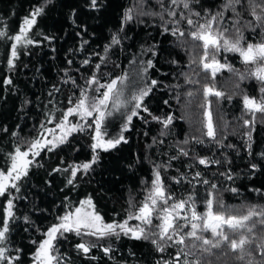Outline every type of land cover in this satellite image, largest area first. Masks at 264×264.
Masks as SVG:
<instances>
[{"label":"trees","instance_id":"16d2710c","mask_svg":"<svg viewBox=\"0 0 264 264\" xmlns=\"http://www.w3.org/2000/svg\"><path fill=\"white\" fill-rule=\"evenodd\" d=\"M102 3L104 7L97 12L88 10L85 0H48L47 3L46 0H0V31H5L7 36L18 31L23 18L35 6L46 5V11L37 18V23L30 33V37L39 43L19 49V58L14 69L10 70L7 64L11 40L0 38V168L6 167L7 154L13 150L15 144L21 143V140L30 141L38 135L42 122H46L54 109L58 122L63 110L69 106L68 98L73 96V93L79 95L78 88H74L71 83H63L68 79L65 70L78 84L83 85L91 70L88 66H82V61L91 56L92 67L99 62L95 53L104 55V46L110 43L112 33L120 28L125 9L135 8L137 0H102ZM152 3L155 4V0H152ZM221 3L222 0H201L203 8L212 10H216ZM73 9L77 13L75 17L71 16ZM72 19L76 20V24L72 23ZM144 19L143 24L130 22L125 26L121 36L127 38L122 39L120 45L110 50L107 63L101 71L121 75L127 70L130 78L134 80L135 70L129 62L134 55L140 53L141 46L155 45V51L158 53L154 58L156 66L149 70V76L160 81V86L152 93L148 104L155 115L172 114L173 123L166 130L167 135L162 137L160 124L154 121L145 123L134 118L131 131L125 133L128 143H122L107 152L101 150L100 160L94 169L86 175L79 174L74 187L66 186L67 175L64 172L52 170L58 166L63 169L69 164L89 160L90 135L76 133L74 138H70L71 144L62 145L51 153H43L38 158L40 166L30 169L28 178L21 184L20 192L14 193L20 197L15 202L19 219L10 239L12 247L24 250L22 264L31 263L30 254L34 251L31 241L43 238L36 229L45 231L56 222L58 215L65 212V197L68 198L67 202L77 206L80 200L90 195L106 222L123 221L131 210L130 203L138 207L143 201L146 186L151 185L154 164H171L166 171L162 170L165 184L176 199L196 191L199 197L197 210L200 212L204 211L205 186L200 185L193 189L186 180L177 184L172 177L184 174L190 179L196 171H201L205 178L219 183L220 195L225 204L237 208L248 203L264 204L260 193L250 191L259 188L264 193V159L259 155L264 152V118L257 114L253 128H245L242 119H251L250 114L244 113L242 95L247 93L259 97V82L247 79L240 82V89L237 90L235 84L238 79L233 73L224 70L218 74L215 83L219 90L229 95L237 92L231 101H217L212 98V111L219 138L225 145H234L233 148H221L202 135L203 117L199 105L203 103V95L202 91H198L200 86L192 87L191 90L197 91V95L191 98L190 104L184 96V93L190 90L189 86H183L179 92L171 87L177 83L184 85V78L179 75L181 72L198 70L197 65L190 64V61L198 60L202 51L190 41L185 43L171 33L162 34L158 19L155 22L153 18ZM78 25L86 26L87 32L83 33L82 27ZM183 27L187 28V25L183 24ZM78 32H82V35L78 36ZM245 35L252 38L248 32ZM45 36L54 39L45 40ZM82 41H88L83 50ZM225 56L236 69L241 72L245 70L238 54L221 53L222 62ZM69 60L72 64L68 63ZM172 60L178 63L172 64ZM5 77H10L13 83L4 85ZM199 79L201 85L209 82L204 76ZM56 88L60 91L57 92ZM177 95L180 96L179 101ZM25 100L30 102L24 104ZM165 100L169 101L168 105L164 104ZM122 123L120 115L111 120L108 131L112 136L117 135ZM45 126L52 128L55 123ZM5 128L7 132L3 131ZM14 131L18 133L19 140L12 136ZM245 131L252 134V155L247 148V137L243 135ZM193 136L205 142H190L184 146L190 150L192 158L181 156L171 160L170 157L177 155V145L186 138L191 140ZM153 138H156V143ZM160 140L164 143L160 144ZM197 155L220 159L223 163L219 166L210 164L205 168L196 164L194 158ZM251 163L260 165L255 173L249 168ZM228 168H231L235 176L233 182L219 176L220 172H225ZM229 187L238 188L239 194L227 191ZM5 200L6 197H0V204ZM25 215L31 218V225L25 224ZM129 223L139 222L133 220ZM80 239L71 233L58 245L62 252L68 253L71 264H155L161 255L150 242L122 235L119 240L109 238L102 241L105 246L112 245L114 251L111 259L105 256L100 248H95L91 255L97 259L92 260L76 252L74 245L80 242ZM169 251L174 253L175 249ZM164 255L167 257V253ZM217 264H230V261L222 257Z\"/></svg>","mask_w":264,"mask_h":264},{"label":"snow or ice","instance_id":"6c2138e0","mask_svg":"<svg viewBox=\"0 0 264 264\" xmlns=\"http://www.w3.org/2000/svg\"><path fill=\"white\" fill-rule=\"evenodd\" d=\"M48 0H46V3ZM85 7L90 11H100L104 7L102 0H85ZM46 5L35 6L25 16L18 31L7 36L5 31H0V38L11 40L7 64L9 69L16 67L19 58V49L39 43L30 37L37 18L44 14ZM77 15L73 9L71 16ZM153 18L160 21L163 33L180 38L185 43L191 42L194 47L202 51L198 60L192 59L190 64L197 65L198 70L190 73L181 72L184 85L179 83L171 87L177 92L183 86H189V91L184 93L188 98L197 95V91L191 90L194 86H200L203 103L199 105L202 111L203 136L216 145L233 148L234 145H225L219 138V132L212 111L213 99L231 101L233 95H229L217 88L215 80L222 71L233 73L238 82L235 88L240 89V82L247 79H255L259 82L260 96L255 97L247 93L242 95V104L245 114H250L251 119L243 118L245 128H253L257 114L264 118V0H222L216 10L203 8L201 0H137L135 8L125 9L120 21V28L112 33L110 43L104 46V55L95 53L98 63L92 67V58L89 56L82 61V66L90 68V75L80 85L77 80L69 76L63 83H71L78 88L79 95L73 93L68 98V107L60 115L58 122L54 109L49 114L46 122H42L41 131L30 141L21 140L14 145L11 152L7 154L6 167L0 168V197L6 200L0 204V264H22L24 250L20 247H12L11 235L14 226L19 219L16 215V200L20 199L18 194L21 184L28 178L33 166H40L38 158L43 153H51L62 145L71 144V139L76 133L90 135L91 151L89 160L81 163L69 164L65 168H54L53 172H64L67 175L66 186H75L79 174H88L100 160V151L105 152L116 149L122 143H128L126 132L131 131L134 118L143 120L145 123L154 121L162 126L160 136H166L172 125L174 116L167 114L159 116L150 110L148 101L152 93L160 86V81L149 76V70L155 68L154 58L158 55L155 45L141 46L140 53L133 56L129 62L135 70V79L130 78L129 71L121 75L102 73V68L107 63V54L115 46L122 43L121 33L130 22L145 23L144 18ZM76 24V20L72 19ZM187 25V28L183 27ZM82 27V32H87V27ZM78 32L77 35H82ZM251 34L247 38L245 33ZM45 40L51 41L54 37L45 36ZM88 41H82L81 50ZM221 53L238 54L245 70L241 72L228 62L227 57L221 60ZM72 64V61H68ZM172 64L178 61L172 60ZM115 67H120L115 65ZM79 71V69H77ZM204 76L209 82L201 85L200 77ZM13 83L10 77H5L4 85ZM55 87V86H54ZM57 92L59 88L55 89ZM51 96V93H50ZM180 96L177 95L179 101ZM30 101L25 100L27 104ZM169 104L168 100L164 101ZM119 114L123 120L117 135L112 136L108 131L111 118ZM146 114V115H145ZM147 117V118H146ZM71 118V119H70ZM75 120L76 122H73ZM52 128L45 124H53ZM7 132V129H3ZM147 135V133H145ZM247 137V148L252 155V134L250 131L243 133ZM12 136L20 139L17 132ZM51 137V138H49ZM156 143V138H153ZM190 142L203 144L205 141L193 136L191 140L186 138L176 147L177 155L170 157L176 160L179 157L192 158V153L185 145ZM160 144L164 141L160 140ZM23 145V147H22ZM264 159V152L259 153ZM195 162L207 168L210 164L222 165V160L206 156H195ZM171 164H154L150 187L146 186V195L139 206L130 203V211L123 221L113 220L106 222L89 195L73 206L65 197V212L56 217V222L40 232L43 237L40 240L31 241L34 251L30 254L31 264H71L68 253L59 248V244L67 239V235L74 233L80 237V242L74 245L77 253L84 257L95 260L97 257L91 255L92 250L100 248L105 256L112 258L114 251L111 244L105 246L102 241L127 236L135 240L150 242L157 253L161 255L155 264H217L222 257L230 261V264H264V204L248 203L234 207L224 203L220 195V185L214 180L205 178L204 173L196 171L189 179L181 174L172 177L179 184L186 180L193 189L200 185L205 186L206 195L203 198L204 211L197 210L198 193L190 192L186 197L176 199L170 188L165 184L162 170L166 171ZM250 170L255 173L260 165L251 163ZM228 182H233L235 176L228 168L219 173ZM234 194H239V189L229 187L226 189ZM261 194V189H250ZM25 224L31 225L32 221L28 215L23 217ZM138 221L130 224V221ZM28 229H25L27 231ZM85 237L89 239H85ZM175 249L172 253L169 250ZM167 253V257H165Z\"/></svg>","mask_w":264,"mask_h":264},{"label":"rangeland","instance_id":"374dc122","mask_svg":"<svg viewBox=\"0 0 264 264\" xmlns=\"http://www.w3.org/2000/svg\"><path fill=\"white\" fill-rule=\"evenodd\" d=\"M131 79H132V78H131ZM118 115H119V114H116L115 116H118ZM115 116H114V117H115ZM114 117H112L111 120H112ZM49 138H51V137H49ZM133 225H134V224H133ZM30 264H31V263H30Z\"/></svg>","mask_w":264,"mask_h":264}]
</instances>
